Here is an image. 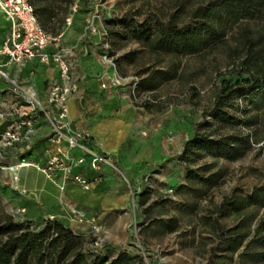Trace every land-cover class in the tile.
<instances>
[{
    "label": "rangeland",
    "instance_id": "rangeland-1",
    "mask_svg": "<svg viewBox=\"0 0 264 264\" xmlns=\"http://www.w3.org/2000/svg\"><path fill=\"white\" fill-rule=\"evenodd\" d=\"M205 1L80 0L72 13L81 19L82 29L90 14L98 15L94 25L100 37V60L112 72L114 90L109 96L132 109L119 151L130 159L141 156L122 171L127 182L119 190L126 198L125 206L73 227L104 246L105 262L124 250L141 254L144 264H206L221 256L226 264H264V246L250 243L245 248L264 219V206L251 207V234L237 247L219 248L211 227L219 222L229 228L247 216V207L240 214L227 207L219 212L226 196L264 195V93L236 92L224 105L221 118L210 115L220 80L237 77L233 66L244 55L240 47L247 19L229 24L223 37L211 40L213 47L204 46L195 53L173 57L143 43L145 37L154 36L156 19L165 22L179 10V28L196 27L187 13ZM256 22L251 24L254 29L264 17ZM5 28L0 15V41ZM174 69L176 73L169 76ZM139 84L151 88H137ZM146 102L147 108L142 106ZM232 117L233 123L225 122ZM194 133L210 134L223 146L195 150L186 168L178 156ZM246 139L249 146L233 157L229 150L242 147ZM19 201L18 194L0 184V226L7 216L34 230L47 219L70 223L68 217L47 213L28 217L20 211ZM262 235L264 224L255 232L258 238ZM86 238H82L83 249L92 261L95 253L86 247Z\"/></svg>",
    "mask_w": 264,
    "mask_h": 264
},
{
    "label": "trees",
    "instance_id": "trees-1",
    "mask_svg": "<svg viewBox=\"0 0 264 264\" xmlns=\"http://www.w3.org/2000/svg\"><path fill=\"white\" fill-rule=\"evenodd\" d=\"M28 1L37 23L45 32L52 37L63 32L74 0ZM181 10H184L183 7ZM180 12L179 10L170 14L165 22L156 19L154 36L145 37L144 46L173 57L183 53H195L204 46H212L213 38L223 37L229 24L243 18L247 19V28L244 29L240 47L244 55L233 66L237 77L220 80L219 87L213 95V106L210 111L213 118L219 119L223 116L224 105L236 92L264 93V22L258 29L251 26L252 23H258L256 19L264 17V0H207L186 12L190 21H196V27L191 28L187 25L183 30L178 26ZM235 51H238V48ZM175 73L174 69L169 76L172 77ZM137 88L151 87L139 84ZM142 106L147 108L148 103H143ZM230 119L232 120L226 119L225 122L235 121L234 117ZM215 146H223L220 139H211L207 133H194L185 142L184 150L178 158L184 161L185 167L188 168V161L196 153L195 150L211 151ZM247 146L248 139L244 141L242 147L235 146L229 153L231 152L233 157H238ZM224 147L228 146L224 144ZM252 206H264V195L256 192L246 197L230 194L223 199L219 212L222 213L227 207L240 214L247 207V216L229 228L219 222L211 223L213 233L218 238L219 248L225 244L237 247L251 234L250 222L253 215L249 211ZM262 224L264 219L259 220L245 248H249L253 243L264 246V235L259 238L255 236V232ZM0 233L3 235L0 239V264H144L141 254L124 250L105 262L102 252L104 246H96L92 237L75 232L56 218L45 220L39 229L34 230L29 224L22 225L7 216L0 226ZM83 237H87L86 247L89 246L88 249L95 253L92 261L88 260V253L83 249ZM223 259L224 256L210 258L206 264H226Z\"/></svg>",
    "mask_w": 264,
    "mask_h": 264
},
{
    "label": "crops",
    "instance_id": "crops-1",
    "mask_svg": "<svg viewBox=\"0 0 264 264\" xmlns=\"http://www.w3.org/2000/svg\"><path fill=\"white\" fill-rule=\"evenodd\" d=\"M0 15L3 17L1 12ZM4 23L5 35L1 38L0 44L8 32L5 19ZM82 28L81 19L73 16L71 23L64 28L59 37L61 45L70 49V59L79 76L78 90L67 102L68 117L75 130L88 133L89 147L113 155L120 170L123 171L124 167H132L134 160L141 158L137 156L130 159L129 154L127 156L119 151L125 138V128L130 125L132 109L129 105L125 106L118 99L109 96L114 90L111 87L112 72L100 60L98 48L100 37L97 33L91 34L85 27ZM0 62L1 69L7 75V79L0 78L1 131L11 120L18 117L17 114L26 110L18 92L13 90L10 80L34 92L44 102L50 85L57 78V70L53 65H43L34 60L5 63V59L1 58ZM1 113L11 115L4 118ZM49 134L50 123L45 116H40L35 121L34 130L28 140L0 148V167L16 164L20 159L42 165L45 157L53 150L47 142ZM81 154L79 148L69 153L72 160ZM14 173L18 176L16 183L11 182L13 172L0 169V184H6L19 195V202L28 217L42 213L58 218L68 217L70 223L67 225L73 229L84 220L72 213L70 206H74L87 219L94 216L98 218L101 214H111L126 204V198L119 190L124 181L123 176L107 167L101 169L102 180L93 183L90 189H84L74 182H64L60 176L50 180L35 169L20 168ZM76 173H82L87 177L91 175L86 164L73 167L72 174ZM74 231L80 234L75 229Z\"/></svg>",
    "mask_w": 264,
    "mask_h": 264
},
{
    "label": "built area",
    "instance_id": "built-area-1",
    "mask_svg": "<svg viewBox=\"0 0 264 264\" xmlns=\"http://www.w3.org/2000/svg\"><path fill=\"white\" fill-rule=\"evenodd\" d=\"M80 0H74L66 25L72 21V13L77 11ZM0 12L7 22V35L0 44V59L5 63H21L24 61H37L43 65H53L57 70V78L50 85L44 102L34 92L21 87L17 82L10 80L13 90L18 92L24 102L26 110H22L16 119L11 120L0 131V148H7L16 143L28 140L31 136L35 121L45 116L50 123V134L47 142L52 151L45 157L42 165L20 159L16 164L1 166L4 171L13 172L11 182L16 183L18 176L14 171L20 168L34 167L35 171L42 173L46 178L55 180L58 176L64 182H74L84 189H90L93 183H99L102 167L123 176L115 157L102 153L87 145L89 135L85 131L75 130L68 117V99L78 90L79 76L70 59V49L59 42V34L52 37L37 23L32 6L28 0H0ZM98 15L94 12L86 20L85 29L95 34L94 23ZM1 64V62H0ZM0 78L7 79L6 73L1 69ZM11 114L1 113L8 118ZM79 148L82 154L72 160L69 153ZM86 164L91 172L89 177L82 173L72 174L73 167ZM72 213L86 222L93 221V217L84 218L74 206H70ZM24 211V209H20ZM83 217V218H82ZM97 246V243L95 242Z\"/></svg>",
    "mask_w": 264,
    "mask_h": 264
},
{
    "label": "water",
    "instance_id": "water-1",
    "mask_svg": "<svg viewBox=\"0 0 264 264\" xmlns=\"http://www.w3.org/2000/svg\"><path fill=\"white\" fill-rule=\"evenodd\" d=\"M29 169H30V170H34V167H32V166H29Z\"/></svg>",
    "mask_w": 264,
    "mask_h": 264
}]
</instances>
